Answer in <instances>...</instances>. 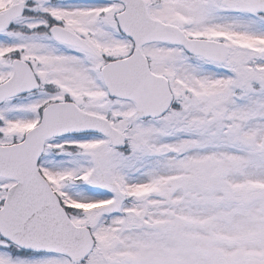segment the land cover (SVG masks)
Instances as JSON below:
<instances>
[{"label":"snow or ice","instance_id":"1","mask_svg":"<svg viewBox=\"0 0 264 264\" xmlns=\"http://www.w3.org/2000/svg\"><path fill=\"white\" fill-rule=\"evenodd\" d=\"M0 264H264V0H0Z\"/></svg>","mask_w":264,"mask_h":264}]
</instances>
